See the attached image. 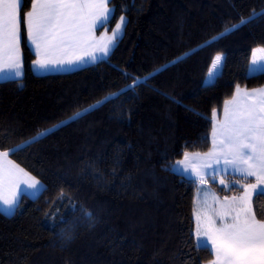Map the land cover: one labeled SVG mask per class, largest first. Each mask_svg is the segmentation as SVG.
<instances>
[{"label":"trees","instance_id":"16d2710c","mask_svg":"<svg viewBox=\"0 0 264 264\" xmlns=\"http://www.w3.org/2000/svg\"><path fill=\"white\" fill-rule=\"evenodd\" d=\"M30 6L24 0L22 18ZM108 6L107 30L126 18L122 38L102 61L72 71L34 73L21 25L23 76L0 81V151L20 145L9 158L42 188L34 197L21 195L14 214L0 211V264L212 259L209 248L195 246L198 182L169 166L186 152L209 149L213 109L237 86H264V71L248 73L252 50L264 47V0H110ZM232 25L238 27L226 32ZM217 55L222 66L209 84ZM105 97L111 98L84 112ZM76 112L81 118L29 143ZM208 182L220 195L239 190ZM253 207L264 218V194L254 196Z\"/></svg>","mask_w":264,"mask_h":264},{"label":"snow or ice","instance_id":"6c2138e0","mask_svg":"<svg viewBox=\"0 0 264 264\" xmlns=\"http://www.w3.org/2000/svg\"><path fill=\"white\" fill-rule=\"evenodd\" d=\"M109 3L110 0H31L30 10L22 18L24 0H0V79L9 80L22 74V23L27 41L35 49L36 59L32 63L37 69L71 70L89 60L102 61L122 38L127 23L121 16L112 34L102 37L103 43L95 41L94 29L109 23L112 18ZM256 15L253 13V17ZM251 19H242L240 24ZM237 27L232 25L226 32ZM256 53H264V47L254 50L252 65L264 61V55L257 58ZM222 59L221 55L214 58L213 70L207 78L209 84L217 76ZM249 70H252L251 66ZM259 70L264 71V65ZM137 84L134 80L133 86ZM110 98L97 101L84 112L96 109ZM223 112V120L213 125L212 149L203 156L190 157L186 152L184 158L169 169L181 174L190 172L200 185L207 184L208 176L214 182L220 177L222 190H232L239 184L243 191L238 196H225L221 201L215 193H206L198 202L194 213L195 246L202 250L211 246L214 259L210 264H264V218L258 219L253 207L254 196L264 194V187H261L264 185V88L248 92L237 86L233 99L224 102ZM216 115L213 109V117ZM81 116V112H76L68 121L38 132L29 143L39 142ZM20 147L0 151V161H3L0 163V205L4 206L5 215L14 214L21 195H35L42 187L36 177L7 159L10 154H17ZM229 173L236 178L226 180ZM249 177H254L256 182L245 183ZM209 197L212 203H209Z\"/></svg>","mask_w":264,"mask_h":264},{"label":"crops","instance_id":"0c3cea01","mask_svg":"<svg viewBox=\"0 0 264 264\" xmlns=\"http://www.w3.org/2000/svg\"><path fill=\"white\" fill-rule=\"evenodd\" d=\"M108 7H109V6H108ZM109 8H110V7H109ZM110 9H111V8H110ZM29 10H30V8H29ZM29 10H28V11H29ZM26 12H27V11H26ZM26 12H25V13H26ZM119 21H120V18L118 19V21L116 22V24L119 23ZM116 24H115V25L113 26V28L110 29V30H107L105 25L102 26V27H101V26H97V28L94 29V31H93V33H92V36L94 37L95 41L100 42V43H103L104 41L102 40V37H103V38H106L107 36H110V35L112 34V30L115 28ZM99 29H100V31H98ZM24 36H25V42H26L28 48H29V49L31 50V52L34 54V59H33V60H35V59H36L35 49L30 45V43H28V41H27V36H26V32H25V35H24ZM21 37H22V33H21ZM113 48H114V47H113ZM113 48L110 50V52L113 50ZM258 48H261V47L254 48V49L252 50V53H251L250 63H249V67H248V73H250V74H254V73L260 72L261 70H259V69L261 68L262 65H264V61H259L258 64H256V65H252V60H253L254 50H256V49H258ZM110 52H109V53H110ZM255 55H256L257 58H259L261 55H264V53H256ZM222 57H223V56H222ZM21 58H22V64H23L22 50H21ZM33 60H32V62H33ZM222 61H223V59H222ZM32 62H31V68H32V70H33L34 73H37V74H45V73L61 72V70L58 71L59 69H54V68H49V69H47V70L37 69V68L34 67V65H33ZM221 63H222V62H221ZM250 66H251V68H252L251 71L249 70V69H250ZM66 67H67V66H66ZM220 69H221V68H220ZM220 69L218 70V73H219ZM212 70H213V62H212V65H211V67H210V69H209V72L212 71ZM21 72H22V74H21L20 77L13 78V79H19V78H21V77L23 76V66H22ZM209 72H208V74H209ZM208 74H207V76H206V78H205V81H206V82H208V80H207V78H208ZM214 78H215V77H214ZM214 78H213V79H214ZM3 80H5V79H0V81H3ZM262 88H264V86L261 87V88H257V89H262ZM240 89H241L242 91H248V92L253 91V90H247V89H244V88H240ZM254 90H256V89H254ZM235 95H236V90H235L233 96H232L230 99H228V100H232L233 97H234ZM223 109H224V104H223L222 108H221L219 111H216L217 115H216L215 118L213 117V114H212V127H211V131H210V147H209V149H208L206 152H203V153H188L190 157H191V156H195L196 154H200V156H203V154L209 152V151L212 149V132H213V125L216 124L217 121H221V120H223V118H224V112H223ZM183 158H184V155H183V157H182L181 159H179V160H182ZM7 159L10 160L13 164H16V163H14L9 157H8ZM0 163H3V161H0ZM174 164H175V163H174ZM16 165H17V164H16ZM19 167H20V166H19ZM20 168H21V167H20ZM178 174H180V175H182V176H185V177H187V178H191V179H194V180H195V177L191 176V175H190V172H189V173H186V174H181V173H178ZM226 177H235V176H234L233 174L229 173L228 175L225 176V179H226ZM219 179H220V177H217V179L215 180V182L217 183L218 186H221V185L219 184ZM207 180L213 181V180L211 179V176H208V177H207ZM226 180H227V179H226ZM197 182H198V189H197V191H196V193H195V196H194V210H193V215H194V213L196 212V210L198 209V206H199V203H198V202H199V201H202V200L205 198L206 193H215V195H216V196L222 201V200L224 199L225 196H228V197L238 196V195H240V193L243 191V189L240 187V185L237 184L235 187H238L239 190H237V191H235V192H232V193H230V194H227V195H220V194H218L217 192H215V191L209 186V182H207V184H205V185H200L199 181H197ZM213 182H214V181H213ZM244 182H245V183H255L256 181H255V178H254V177H249L248 180H247V181H244ZM41 185H42V184H41ZM21 187L24 188V187H26V186H25V185H21ZM221 187H222V186H221ZM261 187H264V185H261ZM41 188H42V187H41ZM27 191H28V192H31L32 190H31V189H27ZM40 191H41V189H40ZM40 191H39V192H40ZM34 196H35V195H29V197H34ZM20 197H21V196H20ZM20 197H19V199H20ZM19 199H18V201H19ZM209 203H212L210 197H209ZM217 207H218V205H217ZM3 209H4V206L0 205V211L4 212ZM194 222H195V224H194V236H195V229H196V219H195V215H194ZM195 240H196V238H195ZM196 243H197V242H196ZM208 248H209L210 251H211V246H210V245L208 246ZM211 252H212V251H211ZM212 259H214V255H213V253H212ZM212 259H211V260H212ZM211 260L208 261V262H206V263H204V264H210Z\"/></svg>","mask_w":264,"mask_h":264},{"label":"rangeland","instance_id":"374dc122","mask_svg":"<svg viewBox=\"0 0 264 264\" xmlns=\"http://www.w3.org/2000/svg\"><path fill=\"white\" fill-rule=\"evenodd\" d=\"M222 56V55H221ZM93 61H91V60H89L87 63H85V64H81V65H79V66H73L72 68H71V70H61V72H64V71H72V70H75V69H78V68H81V67H84V66H87V65H89L90 63H92ZM58 71H60V70H58ZM14 162V161H13ZM15 163V162H14ZM42 184V183H41ZM41 189V188H40ZM40 191V190H39ZM39 191L35 194V195H37L38 193H39ZM2 212V211H1ZM2 213H4V212H2ZM193 217H194V215H193Z\"/></svg>","mask_w":264,"mask_h":264}]
</instances>
